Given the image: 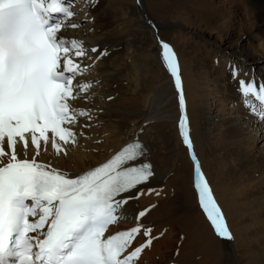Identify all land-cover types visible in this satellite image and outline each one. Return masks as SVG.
I'll use <instances>...</instances> for the list:
<instances>
[{
	"label": "bare ground",
	"instance_id": "6f19581e",
	"mask_svg": "<svg viewBox=\"0 0 264 264\" xmlns=\"http://www.w3.org/2000/svg\"><path fill=\"white\" fill-rule=\"evenodd\" d=\"M81 8L73 18L80 27L61 34L83 41L87 49L108 52L98 60V53L89 52L91 59L80 61L88 71L74 80L92 82L89 92L72 105L92 110L94 119L80 118L73 126L74 144L58 141L66 154L57 153L51 139L47 145L41 141L37 161L74 178L139 140L154 166V178L138 187L145 194L124 207L126 218L110 226L112 233L135 226L138 212L155 205L141 222L153 228L154 236L163 235L144 250L139 264H264V123L240 102L238 83L229 71L230 65L237 66L240 79L254 74L257 82L264 80V0H98L95 6L91 0H75L72 10ZM160 40L177 53L195 151L223 208L232 241L215 235L198 206L191 161L179 136L178 95L163 65ZM134 45L143 49L140 60L163 98L168 128L163 132L169 143L175 138L168 148L182 160L178 181L166 169V148L149 123V84L137 86ZM85 123L91 126L79 135ZM3 147L9 151L6 139ZM34 155L30 146L27 158ZM18 156L24 158L23 153ZM149 187L160 195L147 194ZM143 241L138 236L133 246Z\"/></svg>",
	"mask_w": 264,
	"mask_h": 264
},
{
	"label": "snow or ice",
	"instance_id": "6c2138e0",
	"mask_svg": "<svg viewBox=\"0 0 264 264\" xmlns=\"http://www.w3.org/2000/svg\"><path fill=\"white\" fill-rule=\"evenodd\" d=\"M74 2L0 0V264H139L144 250L163 235L162 231L154 236L153 228L141 222L155 205L138 212L135 226L111 231L110 226L126 218L128 202L145 194L138 187L154 178L147 149L139 140L74 178L37 161L41 141L47 145L51 139L52 148L66 154L58 141L74 144L73 126L80 118L94 119L92 110L72 105L80 94L89 92L92 82L74 80L88 71L80 61L91 59L89 52L98 53L97 60L108 52L87 49L83 41L61 34L80 27L73 18L84 9L74 12ZM97 2L91 0V6ZM160 47L178 95L179 136L191 161L198 206L215 235L232 241L195 151L177 53L163 40ZM229 71L238 83L240 102L264 122V80L257 82L254 74L249 80L240 79L237 66L230 65ZM90 126L80 125L79 135ZM30 146L35 150L31 159L27 158ZM154 192L160 195L154 188L147 189L149 195ZM141 235L143 243L133 247Z\"/></svg>",
	"mask_w": 264,
	"mask_h": 264
},
{
	"label": "rangeland",
	"instance_id": "374dc122",
	"mask_svg": "<svg viewBox=\"0 0 264 264\" xmlns=\"http://www.w3.org/2000/svg\"><path fill=\"white\" fill-rule=\"evenodd\" d=\"M146 42H149L147 37H146ZM135 48H136L137 53L135 51ZM139 49L141 50L142 53L140 52ZM131 50H132V55H133L134 61L136 63L135 64L136 68H134L133 65H132V67L135 70V72H134L135 77H136L137 82L139 84L137 86L146 88L147 85L149 84L147 89L150 88L149 90L151 91L150 92L148 90V93H145V97L148 98V99L145 98L146 99L145 105L147 108L148 116L151 118V120H149V123L151 124L153 130L155 131L157 138H160L161 143H163V148L164 147L166 148L165 149L167 152L166 156H165L166 157L165 158L166 169L170 170L171 175H175L176 181H178L179 180L178 175L182 171V160H181V156L177 153V151L175 152V150H173L174 148L172 149V153H171L170 149L168 148V147H171L170 146L171 144H172V146L174 145L175 138L172 137V140H171L172 142L169 143L168 137H166L165 133L163 132V131H167L168 128H166V126H165L166 124L164 123V120H163L166 114L164 113L165 108H164V105L162 104L163 98L160 95V89L158 88L157 83L154 82V80L151 78V76H153V75L149 71L147 72L148 69H146L147 67L144 65L142 59L140 60V58H142V56H143V49L140 46L134 45ZM134 54H136L137 56ZM139 54H142V56ZM136 72H137V74H136ZM147 75L149 77H147L145 79L144 77ZM141 76L144 79H142ZM143 81H145V82H143ZM174 196H175V193H174Z\"/></svg>",
	"mask_w": 264,
	"mask_h": 264
}]
</instances>
